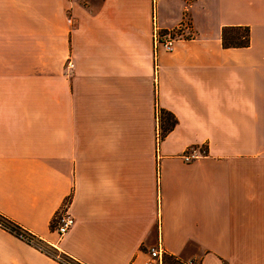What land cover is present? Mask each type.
I'll list each match as a JSON object with an SVG mask.
<instances>
[{
    "label": "crops",
    "instance_id": "1",
    "mask_svg": "<svg viewBox=\"0 0 264 264\" xmlns=\"http://www.w3.org/2000/svg\"><path fill=\"white\" fill-rule=\"evenodd\" d=\"M0 214L83 264H264V0H0ZM0 264L63 263L0 224Z\"/></svg>",
    "mask_w": 264,
    "mask_h": 264
},
{
    "label": "trees",
    "instance_id": "2",
    "mask_svg": "<svg viewBox=\"0 0 264 264\" xmlns=\"http://www.w3.org/2000/svg\"><path fill=\"white\" fill-rule=\"evenodd\" d=\"M104 1V0H103ZM103 3V2H102ZM251 41V30L248 26H227L222 30V43L225 48H243L250 45ZM158 122L161 130V138L165 137L170 131L174 129L177 124L176 117L169 111L160 108L158 110ZM0 224L9 230L10 232L26 239V235H30L35 239L33 243L35 246L40 248L47 255L57 258L63 264H83L66 253L60 252L55 247L37 239L34 235L24 230L20 225L7 217L0 214ZM28 241V240H27ZM30 242V241H29ZM173 258L179 263V260L175 256L165 254L164 262L167 259Z\"/></svg>",
    "mask_w": 264,
    "mask_h": 264
},
{
    "label": "built area",
    "instance_id": "3",
    "mask_svg": "<svg viewBox=\"0 0 264 264\" xmlns=\"http://www.w3.org/2000/svg\"><path fill=\"white\" fill-rule=\"evenodd\" d=\"M191 26L190 23L187 20H184L180 22L177 26L167 29V30H157L154 33V51L156 52L159 49H163L167 52H170L174 49L175 44L177 41L181 39H186L190 38L192 36L191 34ZM67 67L71 68L73 67L72 61L67 62ZM161 130L159 134V139L161 138ZM206 149L202 148L201 153H197V150L194 148H191L189 151H187L183 158L185 161L190 162L197 157H199L201 154H205ZM69 205V200L67 199L64 204L62 205L61 209L58 211V215L56 216V232L58 233L59 237L61 238L64 236L74 225L75 219L71 215L67 214V209ZM26 240L30 242H34L35 239L31 237L29 234L26 235ZM166 252L162 248V245H158L157 247L151 248L149 250V259L146 262V264H164V256ZM197 259H189L187 261H182L183 264H196ZM199 264L201 263V260L198 262Z\"/></svg>",
    "mask_w": 264,
    "mask_h": 264
},
{
    "label": "rangeland",
    "instance_id": "4",
    "mask_svg": "<svg viewBox=\"0 0 264 264\" xmlns=\"http://www.w3.org/2000/svg\"><path fill=\"white\" fill-rule=\"evenodd\" d=\"M86 6H88L92 11H96L98 10V8H100V6L102 5L103 0H81ZM201 256L202 253L198 254V256L196 257H191L192 259H197V263L201 260ZM190 257V256H189ZM177 258V257H175ZM179 260V263L176 262L173 258L167 259L164 264H183L182 261H187L190 258H188V256L184 257V258H177Z\"/></svg>",
    "mask_w": 264,
    "mask_h": 264
}]
</instances>
